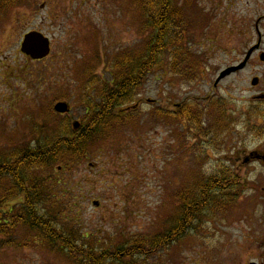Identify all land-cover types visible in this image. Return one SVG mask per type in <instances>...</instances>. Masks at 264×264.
I'll return each mask as SVG.
<instances>
[{
  "label": "rangeland",
  "instance_id": "rangeland-1",
  "mask_svg": "<svg viewBox=\"0 0 264 264\" xmlns=\"http://www.w3.org/2000/svg\"><path fill=\"white\" fill-rule=\"evenodd\" d=\"M175 1L193 24L184 43L195 76L186 79L171 72L166 51L162 65L152 67L137 88L133 109L119 115L106 138L89 146L88 159L60 169L57 176L73 192L62 197L51 189L44 194L43 215L54 223V231L66 237L71 231L73 244L84 245L86 254L64 256L35 231L17 227L4 240L12 244L0 240V264H92L90 259L105 251L113 256L114 243L127 248L141 243L145 254H118L102 264L133 259L136 264H200L210 258L218 263L220 256L226 257V245L239 239L240 228L247 229L239 222L253 207L251 191L227 189L220 199L235 201L232 207L218 211L208 206L186 225L182 238L154 249L149 245L171 230L184 190L197 193L198 183L228 170L250 172L248 181L258 182L251 188L264 183V163L242 161L252 151L264 153V100L255 98L264 94V62L258 58L264 53V0ZM18 2L7 14L0 13V154L29 144L45 121L55 124L48 110L58 100L71 105L69 122L81 120L83 69L93 66L96 77L109 81L111 60L124 51L143 52L148 36L141 31L138 0ZM255 26L261 52L215 86L218 74L238 65L256 44ZM32 30L51 40L50 55L41 61L19 53L22 36ZM254 77L259 79L256 86L250 83ZM182 106L200 116V125L157 113ZM47 170L34 173L41 178ZM62 209L66 221L60 217Z\"/></svg>",
  "mask_w": 264,
  "mask_h": 264
},
{
  "label": "trees",
  "instance_id": "trees-1",
  "mask_svg": "<svg viewBox=\"0 0 264 264\" xmlns=\"http://www.w3.org/2000/svg\"><path fill=\"white\" fill-rule=\"evenodd\" d=\"M20 4L18 0H0V13L7 14ZM138 10L142 17L141 31L148 35L144 51L118 53L109 64L106 75L110 76V79L107 82L94 75L93 66L88 65L80 73L82 79L79 81L83 85L81 91L85 105L80 128L73 131L69 119L56 115L51 106L48 117L52 118L55 124L45 121L37 127L39 135L29 144L0 154L1 243L5 238H10L17 227H24L35 231L37 237L64 256L77 258L80 253L84 256L86 254L83 250L84 245L73 244L75 235L71 231L68 232L67 237L58 235L53 229L54 223L49 220L48 215H43L42 207L46 191L49 193L52 189L62 197L73 192V189L66 184V180L57 176L59 174L57 166L62 164L59 166L64 171L72 165L71 162L88 159L89 146L100 140L99 138H106L111 128L121 120L115 114L117 109L134 101L135 92L143 83L145 75L152 67L162 65L166 51L170 50L167 65L171 72L186 79L195 76V64L190 57L191 52L184 43L193 24L185 17L178 3L175 0H138ZM157 113L161 116L165 114L161 108ZM171 116L200 125V116L192 112L190 106H184L181 111L177 114L172 113ZM130 117L136 118L133 113ZM221 121L219 118L216 124H220ZM57 162L59 164H55ZM54 165H57L55 169ZM36 169L49 170L43 177L38 178L34 173ZM6 181L9 186H5ZM234 183L236 180L225 176L210 177L197 184L196 189H199L197 193H193L190 189L184 190L185 192L178 195L181 200L180 215L175 217L174 221L178 224L185 221L191 225L197 213L204 208L222 207L224 203L219 196L215 198L218 195L216 193L218 191L223 193ZM56 203H59V199L54 200L53 204ZM10 205L11 207L8 208ZM63 209H66L64 203ZM63 209L59 211L60 214L62 213L60 217L62 221H66L68 214L64 213ZM170 234V232L165 233L161 238L150 241V248L163 246ZM79 237L82 238L81 235ZM12 243L13 241H8L3 244ZM113 245L115 247L113 256L105 251L99 258L92 257L90 260L95 261L92 264H102L105 258L114 259L118 254L120 256L145 254L141 243L139 247L131 248L123 245L118 247L116 243ZM127 264H136V261L129 260Z\"/></svg>",
  "mask_w": 264,
  "mask_h": 264
},
{
  "label": "flooded vegetation",
  "instance_id": "flooded-vegetation-1",
  "mask_svg": "<svg viewBox=\"0 0 264 264\" xmlns=\"http://www.w3.org/2000/svg\"><path fill=\"white\" fill-rule=\"evenodd\" d=\"M260 51V48L259 50ZM181 108H168V112H179ZM122 113L125 111H121ZM244 164L250 163H264V153L258 151H252L242 158ZM242 173V175H240ZM229 179L236 180L234 183L235 190L242 189L241 192L245 190L251 191L250 199L254 201L253 207L246 214L244 213L242 217L246 219L245 221L239 223H245L248 225L247 229L240 228L241 235L238 240L234 242H229L226 245L225 256H220L218 263H216L215 258L202 259L200 264H264V183L260 184L259 188H251L252 185L258 182L251 183L248 181L251 177L250 172H239L228 170L227 172L221 173ZM264 175V173H261ZM259 179V178H256ZM240 180H245V182L240 183ZM251 188V189H250ZM232 190V187L230 188ZM186 222L182 221L179 225L175 227L176 231L172 235L177 236L182 233L186 227ZM171 238V236H170ZM223 255V254H222Z\"/></svg>",
  "mask_w": 264,
  "mask_h": 264
},
{
  "label": "water",
  "instance_id": "water-1",
  "mask_svg": "<svg viewBox=\"0 0 264 264\" xmlns=\"http://www.w3.org/2000/svg\"><path fill=\"white\" fill-rule=\"evenodd\" d=\"M259 40H258V44L251 47L247 51V53H246V55H245V57L241 63H239L238 65H235V66L227 67L226 69H224L219 74V76L217 77V79L215 81V85L224 77L230 75L233 72L241 70L245 67V65H246L247 61L249 60V58L251 57V54L253 53V51L256 48H258ZM20 52L22 54L28 56L32 60H41V59L47 57V55H49V53H50L49 39L45 35H43L40 32H37V31L27 32L24 34L22 41L20 43ZM259 60L264 62V53H261L259 55ZM257 83H258V78L257 77L252 78L251 84L257 85ZM255 98L263 99L264 95H259V96H256ZM53 110L56 113L65 114V113L69 112V105L66 102L59 101V102L55 103V105L53 106ZM78 126H79L78 122H74L72 124V127L74 129H77Z\"/></svg>",
  "mask_w": 264,
  "mask_h": 264
}]
</instances>
